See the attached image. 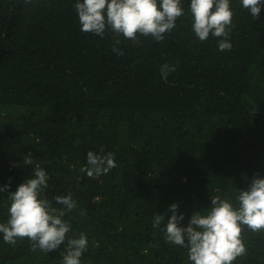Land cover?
<instances>
[{"label":"trees","instance_id":"obj_1","mask_svg":"<svg viewBox=\"0 0 264 264\" xmlns=\"http://www.w3.org/2000/svg\"><path fill=\"white\" fill-rule=\"evenodd\" d=\"M73 5L0 0V183L14 191L39 166L49 199L70 193L69 236L89 241L81 264H191L153 218L166 221L178 202L187 222L211 197L234 198L264 175V7L254 19L232 0V48L220 51L219 38L195 36L187 14L162 41H133L82 32ZM164 64L175 65L166 79ZM89 150L113 153L116 166L88 177ZM242 238L246 254L232 264H264V231L245 227ZM60 247L0 239V264H62Z\"/></svg>","mask_w":264,"mask_h":264},{"label":"clouds","instance_id":"obj_2","mask_svg":"<svg viewBox=\"0 0 264 264\" xmlns=\"http://www.w3.org/2000/svg\"><path fill=\"white\" fill-rule=\"evenodd\" d=\"M187 3V13L184 4ZM232 0H74V8L82 32L103 37L111 29L125 39L137 41L138 36H151L162 41L171 32L177 18L187 14L191 29L200 41L211 35L219 38L220 51L232 48L229 39L233 27ZM241 6L258 19L264 0H240ZM115 51V49H114ZM119 54H123L122 50ZM175 70V65L161 66V76ZM86 164L80 171L95 178L107 174L116 166L113 153L101 154L89 150ZM31 164V159L25 161ZM242 179H247L242 177ZM48 172L39 166L32 169L30 177L11 191V180L0 183V194L8 192L10 201L5 222H0V239L16 245L18 238H28L33 248L49 253L64 245L62 264H81V257L88 249V237L72 231L67 214L77 208V201L69 193L49 199ZM238 189V188H237ZM59 205L60 207H56ZM204 211H194L187 222L178 202L168 205V215L157 212L152 226L163 224L166 242L187 249L191 264H232L246 254L242 230L264 231V175L253 176L246 187L239 188L235 197L213 196ZM84 213L81 212L82 216Z\"/></svg>","mask_w":264,"mask_h":264}]
</instances>
